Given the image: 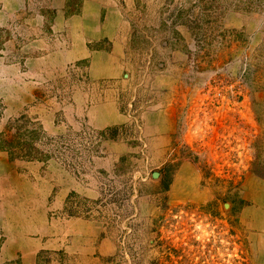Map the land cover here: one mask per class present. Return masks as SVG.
<instances>
[{"label":"rangeland","instance_id":"rangeland-1","mask_svg":"<svg viewBox=\"0 0 264 264\" xmlns=\"http://www.w3.org/2000/svg\"><path fill=\"white\" fill-rule=\"evenodd\" d=\"M7 129L0 264H264V0H0Z\"/></svg>","mask_w":264,"mask_h":264},{"label":"trees","instance_id":"trees-1","mask_svg":"<svg viewBox=\"0 0 264 264\" xmlns=\"http://www.w3.org/2000/svg\"><path fill=\"white\" fill-rule=\"evenodd\" d=\"M15 136L12 134L10 129H7L3 134L0 142V148L14 150L17 148ZM18 144V143H17Z\"/></svg>","mask_w":264,"mask_h":264},{"label":"crops","instance_id":"crops-1","mask_svg":"<svg viewBox=\"0 0 264 264\" xmlns=\"http://www.w3.org/2000/svg\"><path fill=\"white\" fill-rule=\"evenodd\" d=\"M100 71L103 75H108L110 72V67H105L104 69H100Z\"/></svg>","mask_w":264,"mask_h":264},{"label":"water","instance_id":"water-1","mask_svg":"<svg viewBox=\"0 0 264 264\" xmlns=\"http://www.w3.org/2000/svg\"><path fill=\"white\" fill-rule=\"evenodd\" d=\"M159 176V174H155V177H158Z\"/></svg>","mask_w":264,"mask_h":264}]
</instances>
